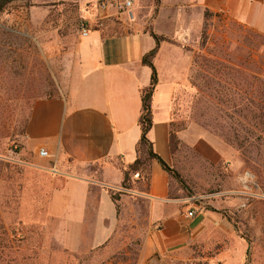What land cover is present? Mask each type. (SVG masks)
<instances>
[{
    "label": "rangeland",
    "instance_id": "rangeland-1",
    "mask_svg": "<svg viewBox=\"0 0 264 264\" xmlns=\"http://www.w3.org/2000/svg\"><path fill=\"white\" fill-rule=\"evenodd\" d=\"M90 8L86 15L72 0H30L0 13V264H137L143 249H156L147 239L156 240L162 226L149 227L143 218L133 225L123 221L101 247L68 249L63 227L48 213L61 180L47 158L23 143L31 103L57 94L73 66L80 27L98 23ZM119 12L138 26L156 9L139 0ZM174 44L182 57L170 52L175 66L165 69L170 112L164 162L181 182L169 175V194L182 200V215L187 207L195 210L184 220H213L180 264H208L206 258L231 248L233 235L246 246L244 264H264V106L258 99L264 36L216 12L203 19L197 35ZM235 135L244 139L242 146ZM137 187L120 192L138 197Z\"/></svg>",
    "mask_w": 264,
    "mask_h": 264
},
{
    "label": "crops",
    "instance_id": "crops-1",
    "mask_svg": "<svg viewBox=\"0 0 264 264\" xmlns=\"http://www.w3.org/2000/svg\"><path fill=\"white\" fill-rule=\"evenodd\" d=\"M72 1L86 15L84 8L91 6V19L98 23L88 28L86 36H80L73 66L57 94L31 103L23 136L28 150L37 155L39 149L47 152L41 158H47L61 180L49 197V216L63 227V243L71 250L101 247L123 221L129 219L133 225L143 218L147 226L162 228L156 240L147 239V246L156 249H143L137 264H180L191 255L200 231L213 220H184L182 200L170 196V177L155 160L150 162L146 184L131 178V186L138 185V197L120 192L122 170L136 158L140 92L151 76V69L141 60L156 46L151 33L167 39L159 43L152 60L157 85L147 133L153 152L165 161L170 112L165 69L175 66L170 52L182 57L180 46L174 43L198 34L205 11L210 16L221 12L264 36V0H159L158 4L147 0L156 9L155 15L146 25L138 26V21L132 25L121 17L118 4L124 0ZM101 1H106V6H99ZM137 2L131 0L134 6ZM163 84L167 86L164 90ZM109 191L118 195V213ZM232 240L229 250L206 258L208 264H244L246 246L243 248L237 236ZM184 250H188L186 256ZM158 255L165 260L147 261Z\"/></svg>",
    "mask_w": 264,
    "mask_h": 264
},
{
    "label": "trees",
    "instance_id": "trees-1",
    "mask_svg": "<svg viewBox=\"0 0 264 264\" xmlns=\"http://www.w3.org/2000/svg\"><path fill=\"white\" fill-rule=\"evenodd\" d=\"M15 1L28 2L30 0H0V13L3 12L5 8L9 6L10 3L15 2ZM153 1L155 4L159 3V0H153ZM209 16L210 14L207 11H205L204 19L207 20ZM151 35L155 40L156 46L152 50H150L147 54H145L141 60L142 64L148 66L151 69L150 82H149V85L143 88L140 92L141 108H140V114L138 118V124L140 128V137L135 146V152H136L135 160L131 164H129L125 169L122 170L121 188L124 190H128L131 188V178H132V175L135 173H138V179L136 182H143L144 184L147 183L148 175H149V165L152 160L157 161L158 164L161 166V168L165 172H167L168 175H171L172 177L176 178L177 181H179V176L176 173L171 172L168 166L166 165V163L157 154L153 152L151 143L147 139V133L149 129L151 128V98L155 90V87L157 85V74L153 66L152 60L155 56L159 43L164 40L167 41L165 37L158 36L153 33H151ZM260 90H261L260 92L261 94L258 96V99L261 101L260 102V104H262L261 106H264V85L263 84L262 86H260ZM260 109L262 112L260 115V118L264 119V107H259V110ZM238 138L239 137L237 135L234 136L236 145L240 147L242 146L244 139L242 140ZM109 193H110L111 199L113 200V202H115L116 211L118 213L119 209H118V205L116 204L118 200V195L116 193H113V191H109Z\"/></svg>",
    "mask_w": 264,
    "mask_h": 264
},
{
    "label": "built area",
    "instance_id": "built-area-1",
    "mask_svg": "<svg viewBox=\"0 0 264 264\" xmlns=\"http://www.w3.org/2000/svg\"><path fill=\"white\" fill-rule=\"evenodd\" d=\"M107 2L106 1H101L99 3V6L104 7L106 6ZM131 5V0H124L123 2H121L120 4H118V9L122 10L125 8L130 7ZM88 34V28H86L84 25H82L79 29V35L84 37ZM38 155L40 157H46L47 156V152L44 149H39L38 150ZM132 178L137 179L138 178V173H135L132 175ZM195 214V210L194 209H188L185 211V217L187 218H191L192 216H194Z\"/></svg>",
    "mask_w": 264,
    "mask_h": 264
}]
</instances>
